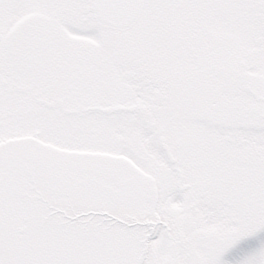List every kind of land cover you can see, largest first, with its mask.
<instances>
[{"label": "snow or ice", "instance_id": "obj_1", "mask_svg": "<svg viewBox=\"0 0 264 264\" xmlns=\"http://www.w3.org/2000/svg\"><path fill=\"white\" fill-rule=\"evenodd\" d=\"M0 264H264V0H0Z\"/></svg>", "mask_w": 264, "mask_h": 264}]
</instances>
